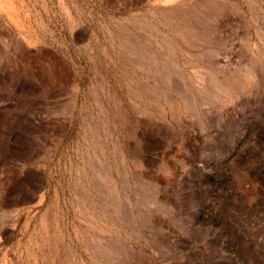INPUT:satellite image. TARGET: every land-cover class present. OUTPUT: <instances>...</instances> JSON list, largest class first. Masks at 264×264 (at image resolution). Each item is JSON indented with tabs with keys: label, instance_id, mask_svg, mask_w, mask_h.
Returning a JSON list of instances; mask_svg holds the SVG:
<instances>
[{
	"label": "rangeland",
	"instance_id": "1",
	"mask_svg": "<svg viewBox=\"0 0 264 264\" xmlns=\"http://www.w3.org/2000/svg\"><path fill=\"white\" fill-rule=\"evenodd\" d=\"M0 264H264V0H0Z\"/></svg>",
	"mask_w": 264,
	"mask_h": 264
}]
</instances>
